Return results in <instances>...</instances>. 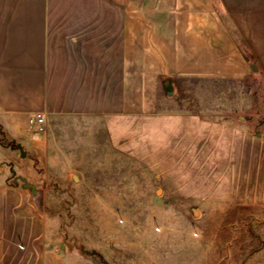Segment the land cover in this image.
Returning a JSON list of instances; mask_svg holds the SVG:
<instances>
[{"label": "crops", "instance_id": "obj_1", "mask_svg": "<svg viewBox=\"0 0 264 264\" xmlns=\"http://www.w3.org/2000/svg\"><path fill=\"white\" fill-rule=\"evenodd\" d=\"M256 75L264 0H0V109L20 121L34 111L99 114L119 148H159L150 167L160 158L162 183L175 169L183 198L263 206L264 121L256 194L241 178L248 129L163 111L161 90ZM45 226L28 190L0 184V264H69L44 248Z\"/></svg>", "mask_w": 264, "mask_h": 264}, {"label": "rangeland", "instance_id": "obj_2", "mask_svg": "<svg viewBox=\"0 0 264 264\" xmlns=\"http://www.w3.org/2000/svg\"><path fill=\"white\" fill-rule=\"evenodd\" d=\"M171 91L161 90L163 111L248 129L241 178L259 194L264 77L181 81ZM37 114L20 121L0 109V184L30 192L46 219L45 249L69 264H264L260 199L234 206L183 198L175 169L162 183L160 158L150 167L159 148H119L99 114H47L34 129Z\"/></svg>", "mask_w": 264, "mask_h": 264}, {"label": "built area", "instance_id": "obj_3", "mask_svg": "<svg viewBox=\"0 0 264 264\" xmlns=\"http://www.w3.org/2000/svg\"><path fill=\"white\" fill-rule=\"evenodd\" d=\"M30 122L34 129H40L44 125V115L37 114Z\"/></svg>", "mask_w": 264, "mask_h": 264}, {"label": "water", "instance_id": "obj_4", "mask_svg": "<svg viewBox=\"0 0 264 264\" xmlns=\"http://www.w3.org/2000/svg\"><path fill=\"white\" fill-rule=\"evenodd\" d=\"M253 70H256L255 66H253ZM171 90H172V87L171 86L167 87L168 94H171L172 93Z\"/></svg>", "mask_w": 264, "mask_h": 264}]
</instances>
